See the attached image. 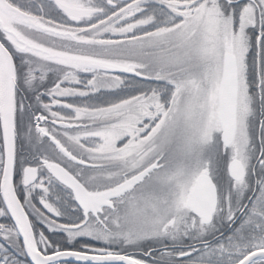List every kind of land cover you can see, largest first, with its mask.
Masks as SVG:
<instances>
[{
	"label": "snow or ice",
	"instance_id": "snow-or-ice-1",
	"mask_svg": "<svg viewBox=\"0 0 264 264\" xmlns=\"http://www.w3.org/2000/svg\"><path fill=\"white\" fill-rule=\"evenodd\" d=\"M0 264H264V0H0Z\"/></svg>",
	"mask_w": 264,
	"mask_h": 264
}]
</instances>
